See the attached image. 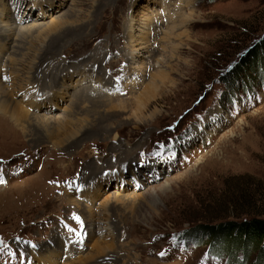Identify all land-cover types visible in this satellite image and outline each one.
I'll list each match as a JSON object with an SVG mask.
<instances>
[{
  "label": "rangeland",
  "instance_id": "374dc122",
  "mask_svg": "<svg viewBox=\"0 0 264 264\" xmlns=\"http://www.w3.org/2000/svg\"><path fill=\"white\" fill-rule=\"evenodd\" d=\"M0 8V80L25 112L0 115V264H238L178 235L264 218V84L229 104L220 81L264 35V0ZM159 71V93L133 113ZM87 91L130 103L92 105Z\"/></svg>",
  "mask_w": 264,
  "mask_h": 264
},
{
  "label": "trees",
  "instance_id": "16d2710c",
  "mask_svg": "<svg viewBox=\"0 0 264 264\" xmlns=\"http://www.w3.org/2000/svg\"><path fill=\"white\" fill-rule=\"evenodd\" d=\"M220 81L226 85L229 94L225 103L233 104L235 100L239 102L257 93L258 88L254 87L264 84V35L240 53L239 58L220 75ZM178 238L187 245L189 242L206 243L210 255L228 263L242 264L256 252L250 263L264 264V218L255 214L216 223L199 222L197 226L180 232Z\"/></svg>",
  "mask_w": 264,
  "mask_h": 264
},
{
  "label": "bare ground",
  "instance_id": "6f19581e",
  "mask_svg": "<svg viewBox=\"0 0 264 264\" xmlns=\"http://www.w3.org/2000/svg\"><path fill=\"white\" fill-rule=\"evenodd\" d=\"M16 4H17V2H16ZM11 9H12V7H11ZM1 10H2V8H0V11ZM132 20H133V18H132ZM132 20L130 19V21L128 23V27H130L129 28V32H130L129 34L130 35H128L129 36L128 38H129V41L132 43V45H131L132 47L130 48V50H129L128 54H127V57H129L128 58L129 60H133L134 59V61H136L135 60L136 57H137V59L141 57V53H142L141 49H143V48H140L139 46L137 47L136 46L137 43L133 44L137 40L134 39L135 36L132 35L133 31L135 30V29H133L135 24L132 22ZM59 28H60L59 24H55V22H53V23L50 24L49 27L44 28V30H46L47 32H52L53 31L52 33H54V32L56 33V30H58ZM35 30H38V27L34 26L29 31L31 33H33ZM171 31H173V30L171 29ZM141 47H145V46H141ZM50 62H51V60H50ZM10 74H11L10 76H12V73H10ZM165 78H166V76L161 71L156 72V75L151 79V81L149 82L148 86L145 87V90L142 89L141 92L138 93L131 100V104H129V106H130V108H133V110H134L133 113H137L138 112L140 114L142 110L146 109V107L148 106V103L152 99H154V97L159 93V91L161 89L160 88L161 87L160 84L164 83ZM157 80L160 81V84H157ZM5 89H6V87L1 83V80H0V115H3L4 117H7V118L12 119V120H19L18 115L22 117L25 112L23 113V109L19 106V104L17 102L13 101V97H11V95L7 94ZM86 94L88 95V96H85L87 101H89L88 97H91L89 103H91L92 105H99L101 103V104H105V105L106 104H111V105H114V106L119 105L120 107L125 108V107L128 106V105H126V103H130V102H126L122 98H120L119 101L107 102L106 100H103V98H99V96H98V98H96V95L91 93V92H88ZM76 98H77L76 101H80V96H78ZM117 108H119V107H117ZM139 117L140 116L135 117V118L140 120ZM42 125H47L46 121L43 122ZM91 224H93V223H90V225ZM93 227H95V226H92V229H93Z\"/></svg>",
  "mask_w": 264,
  "mask_h": 264
},
{
  "label": "snow or ice",
  "instance_id": "6c2138e0",
  "mask_svg": "<svg viewBox=\"0 0 264 264\" xmlns=\"http://www.w3.org/2000/svg\"><path fill=\"white\" fill-rule=\"evenodd\" d=\"M3 181H0V183H2ZM78 219V218H77ZM0 250H2V249H0ZM161 255H163V253H161Z\"/></svg>",
  "mask_w": 264,
  "mask_h": 264
},
{
  "label": "water",
  "instance_id": "95a60500",
  "mask_svg": "<svg viewBox=\"0 0 264 264\" xmlns=\"http://www.w3.org/2000/svg\"><path fill=\"white\" fill-rule=\"evenodd\" d=\"M0 244H1V242H0Z\"/></svg>",
  "mask_w": 264,
  "mask_h": 264
}]
</instances>
